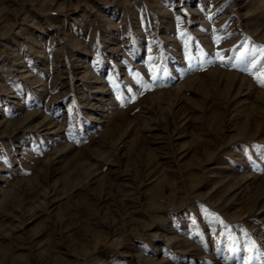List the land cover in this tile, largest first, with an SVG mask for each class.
<instances>
[{
	"label": "rangeland",
	"instance_id": "374dc122",
	"mask_svg": "<svg viewBox=\"0 0 264 264\" xmlns=\"http://www.w3.org/2000/svg\"><path fill=\"white\" fill-rule=\"evenodd\" d=\"M257 61L264 0H0V264H264Z\"/></svg>",
	"mask_w": 264,
	"mask_h": 264
},
{
	"label": "snow or ice",
	"instance_id": "6c2138e0",
	"mask_svg": "<svg viewBox=\"0 0 264 264\" xmlns=\"http://www.w3.org/2000/svg\"><path fill=\"white\" fill-rule=\"evenodd\" d=\"M221 59H223V58L221 57ZM239 59H240L241 61H243V60H244V55H242ZM258 65H259L260 67L264 68V65H261L259 61H257L256 63H254V64L252 65V67L255 68V67H257ZM233 67H236V65H233ZM245 70H247V69H245ZM257 79H258L259 83H261L262 85H264V71H262V72L260 73V75L257 77Z\"/></svg>",
	"mask_w": 264,
	"mask_h": 264
},
{
	"label": "bare ground",
	"instance_id": "6f19581e",
	"mask_svg": "<svg viewBox=\"0 0 264 264\" xmlns=\"http://www.w3.org/2000/svg\"><path fill=\"white\" fill-rule=\"evenodd\" d=\"M47 120V119H46ZM2 121V120H1ZM49 122V121H48ZM46 123V122H45ZM53 124V123H52ZM4 126V125H3ZM54 126V125H53ZM47 194H48V192H47Z\"/></svg>",
	"mask_w": 264,
	"mask_h": 264
}]
</instances>
